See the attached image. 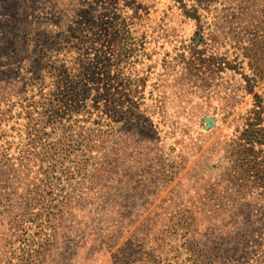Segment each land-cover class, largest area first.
Returning <instances> with one entry per match:
<instances>
[{
    "label": "rangeland",
    "instance_id": "374dc122",
    "mask_svg": "<svg viewBox=\"0 0 264 264\" xmlns=\"http://www.w3.org/2000/svg\"><path fill=\"white\" fill-rule=\"evenodd\" d=\"M243 1L87 0L84 5L69 6L73 16L63 27H56L53 19L47 21L49 39L38 51L40 69H31L34 66L28 60L13 65L24 80L22 94L11 101V115L0 121V161L3 165V150L6 141L13 140L11 136H17V143H29L24 113L31 111L28 103H34L37 117L34 112H41V105L46 104L39 136L45 158L38 154L33 168L40 174L48 162L54 163L45 181L38 182L42 194L48 192L51 198L42 204L43 214L55 211L52 201L67 196L79 199L77 184L66 178L62 166L73 168L76 160L88 157L84 144L99 128L96 120L100 117L115 129L121 127L125 119L120 123L112 119L113 108L126 110L134 104L136 114L149 120L150 138L144 139L142 147L149 153L153 144L157 145L165 176L174 178L147 206L145 197L135 190L137 185L124 175L121 198L114 204L119 205L120 214L114 220L130 226L114 245L100 253L71 256V264H264V203L259 201L233 213L230 210L235 203L227 196L209 200L205 194L220 169L227 167L221 150L224 144L248 130L247 120L254 118L257 110L264 117V3L252 2L255 6L249 7ZM80 11L87 16L83 25H77ZM212 55L220 60L221 68L212 97L194 94L191 100L173 103L172 95L163 113L157 110L160 80H168L169 74L168 84H172L171 73L181 72L185 62L197 57L208 61ZM244 76L255 79L251 93ZM255 96L262 99V108H255ZM79 110L83 111L77 113ZM163 117L177 121L186 134H169ZM64 140L71 146L62 161L54 157L53 150ZM181 153L188 160L184 170L174 176L172 165ZM147 164L137 172L135 181L140 185L158 170ZM178 186L184 191L181 212L162 209L167 192ZM221 188L224 190L226 184ZM9 192V186L0 188V196ZM107 203L98 199L95 206H88L87 221L80 212L64 218L63 226L70 231L63 233L64 241L71 254L82 226L89 234L98 235L96 240L102 239L101 229L110 216ZM192 219L198 230L195 237L183 226V220L190 223ZM38 231L35 226L29 235L33 237ZM147 231L153 239H148ZM35 248L26 247L27 256H33Z\"/></svg>",
    "mask_w": 264,
    "mask_h": 264
},
{
    "label": "trees",
    "instance_id": "16d2710c",
    "mask_svg": "<svg viewBox=\"0 0 264 264\" xmlns=\"http://www.w3.org/2000/svg\"><path fill=\"white\" fill-rule=\"evenodd\" d=\"M86 2L87 0H0V121L11 115L12 99L22 94L24 77H20L19 71L14 72L13 65L20 60H28L34 66L31 69H40L37 63L38 51L46 46L45 40L49 39V33L46 31L47 21L53 19L56 27H63L65 21L73 16L74 11L69 10V6L84 5ZM252 2L259 4V2L264 3V0H246V2L244 0L242 3H246L249 7L255 6ZM80 12H77V25H83L87 17L82 11ZM36 57V61L32 60ZM218 62L220 60L213 55L208 61L197 57L195 61L185 62L181 72L171 73L172 84H168L169 74L168 80H160L159 87L162 88V93L158 98L157 110L163 113L172 95H175L174 100L171 101L173 103L179 100L180 103L191 100L194 94L201 93L204 97L211 98V93H214L213 83L221 74ZM243 79L246 89L251 93L255 79L247 76ZM135 85L139 86L138 81H135ZM173 89L175 92L172 91ZM133 91L137 95L138 89L135 88ZM255 98V108H262V99L258 96ZM33 106L34 103L29 102L27 108L31 111L24 112L28 119L26 132L29 148H26L27 146L22 142L14 141L17 136H11L13 140L6 141L3 150L4 164L2 165L0 161V188L9 186L11 189L6 196H0V264H67V262L71 264V256L78 257L83 252L90 251L100 253L109 244L114 245L130 226L123 220H114L120 214L119 205L114 204L121 198L120 186L124 175L133 185H137L135 190L140 191L145 197L147 206L166 190L174 178L165 176L163 161L159 162L161 156L158 154L160 150L157 145L153 144L154 149L149 153L142 147L145 144L144 139L150 138L147 125L149 120L136 114L137 107L134 104L126 110L122 107L113 108L112 119L117 123L125 119L121 127L115 129L110 122L105 123L100 117V120H96L99 128L89 134L84 144L88 157L76 160L73 168L62 166V173L66 178L72 184H77L79 199L67 196L62 200H51V209L56 213L54 211L48 215L43 214L42 204L51 198L48 192L42 194L38 182L45 181L49 173L54 170L51 168L54 163L48 162L47 167L42 168L40 174L33 172L38 154L45 158V154L41 153L43 150L39 136L42 124L45 123L46 115H43V111L46 104L41 105V112H34L38 117L33 114ZM82 111L79 110L77 113ZM101 112L107 114L105 110ZM255 114L254 118L247 120L248 130L241 137L226 142L221 148L224 151L223 158L227 167L221 168L220 174L214 179L215 182L205 189L209 200L218 198L222 200L227 196L229 201L235 203L230 210L233 213L249 205L253 207L259 201L264 203V117L258 110ZM163 118L162 123L170 130L169 134L181 133L182 137L186 134V130L179 126L177 121ZM70 146L71 143L64 140L53 150L54 157L65 160ZM13 151L16 154H13ZM187 160L183 153L178 156V160L172 165L175 169L174 176H178L184 170ZM146 163H149L147 164L149 167L153 165L158 170L149 174L140 185L135 179L139 169ZM87 175L88 177H85ZM78 178H81V181L77 182ZM221 184H226L224 190L220 189ZM183 193V189L179 186L168 191L161 201L162 209L164 207L167 211L181 212L180 200ZM98 199L109 202L107 213L110 216L103 224L104 232L101 229L102 239L96 240L98 235L89 234L82 226L75 238V252L71 254L72 249H69L64 241L63 233L66 230L63 226L64 218L67 216L72 218L80 212L82 218L87 221L86 214L90 211L88 206H95ZM246 200L248 202L245 205ZM211 211L210 208L209 212ZM44 218L46 227L43 223ZM35 226L39 231L31 237L29 232ZM183 226L188 235L194 237L197 235L194 219L190 223L183 220ZM146 235L151 239L150 231H147ZM26 247H37L33 256H27Z\"/></svg>",
    "mask_w": 264,
    "mask_h": 264
}]
</instances>
